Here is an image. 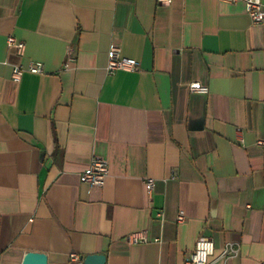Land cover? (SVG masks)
Returning <instances> with one entry per match:
<instances>
[{"label": "crops", "instance_id": "0c3cea01", "mask_svg": "<svg viewBox=\"0 0 264 264\" xmlns=\"http://www.w3.org/2000/svg\"><path fill=\"white\" fill-rule=\"evenodd\" d=\"M111 44L138 68L108 74ZM194 80L208 91H191ZM257 138L264 21L243 1L0 0V264H22L30 250L51 264L71 253L186 264L199 237L214 242L209 264H258ZM93 157L108 161L102 186L80 178ZM141 230L146 242H127ZM226 242L238 253L224 259Z\"/></svg>", "mask_w": 264, "mask_h": 264}, {"label": "built area", "instance_id": "2783aa9c", "mask_svg": "<svg viewBox=\"0 0 264 264\" xmlns=\"http://www.w3.org/2000/svg\"><path fill=\"white\" fill-rule=\"evenodd\" d=\"M170 1V0H159ZM229 2L243 1L246 6L247 14L249 15L253 23H261L264 21V0H225ZM7 45L14 46L17 51L22 54L24 50V42L18 40L13 35H8L6 38ZM107 64L106 71L108 74H113L117 70H135L138 68V61L123 56L120 48L116 44H111L107 52ZM27 70L32 72H42L44 70L43 63L40 61H30ZM23 69L20 66H14L12 70V77L19 79ZM188 87L191 91L205 93L208 91V87L203 85L197 80L188 83ZM255 144L261 149L264 156V139L257 138ZM108 174V161L104 158L93 157L90 161L88 168L80 173L81 180L88 182L91 186H102L105 177ZM145 186L148 192H150L154 186V179L147 177L145 179ZM159 216H162V212H158ZM184 220V213L180 211L177 215V221L182 222ZM128 243L135 244L139 242H146L148 240L145 230L135 231L128 234L125 238ZM209 245L211 248L209 249ZM215 249L214 242L210 238L199 237L195 241L194 250L187 256L186 264H209V256L213 254ZM238 253V247L233 242H226L221 248V257L226 259L231 256H235ZM71 262L69 264H83L81 256L75 253L70 255ZM258 264H264V261Z\"/></svg>", "mask_w": 264, "mask_h": 264}, {"label": "water", "instance_id": "95a60500", "mask_svg": "<svg viewBox=\"0 0 264 264\" xmlns=\"http://www.w3.org/2000/svg\"><path fill=\"white\" fill-rule=\"evenodd\" d=\"M83 264H105V255L102 253H92L81 256ZM22 264H51L47 255L39 251H27L23 257Z\"/></svg>", "mask_w": 264, "mask_h": 264}, {"label": "clouds", "instance_id": "9594fccd", "mask_svg": "<svg viewBox=\"0 0 264 264\" xmlns=\"http://www.w3.org/2000/svg\"><path fill=\"white\" fill-rule=\"evenodd\" d=\"M208 247H209V249H210V248H211V245H209Z\"/></svg>", "mask_w": 264, "mask_h": 264}]
</instances>
